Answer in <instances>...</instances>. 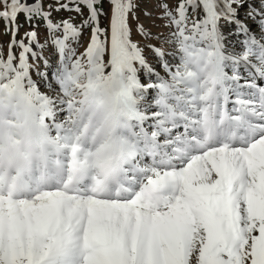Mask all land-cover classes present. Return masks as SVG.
I'll return each mask as SVG.
<instances>
[{
  "label": "snow or ice",
  "instance_id": "1",
  "mask_svg": "<svg viewBox=\"0 0 264 264\" xmlns=\"http://www.w3.org/2000/svg\"><path fill=\"white\" fill-rule=\"evenodd\" d=\"M78 2L90 10L85 24H96L86 60L73 59L70 47L80 28L49 21L51 32L62 30L53 36L61 62L51 74L59 92L44 94L30 74L41 59L32 47H42L37 33L28 34V44L13 39L7 60L0 57V106L6 95L23 98L74 156L85 106L118 99L115 122L124 132L113 140L118 147L112 162L120 177L111 188L94 183L74 193L53 189L14 196L0 190V264H264V86L256 80L264 78V0H182L175 14L162 5L183 53L181 65L173 71L162 48L148 47L170 80L155 72L130 37L133 0H110L108 73L103 55L109 37L97 20V0ZM0 4V20L17 33L20 14L28 21L34 15L48 18L39 0ZM201 7L204 16L189 26V8L194 14ZM248 20L258 24L259 36ZM222 22L232 25L228 32ZM139 30L148 35L142 25ZM233 35L243 37L239 49L228 44ZM137 65L149 77L143 83ZM37 74L49 80L48 73ZM177 85L184 86L179 95ZM153 89L159 110L150 112L145 97ZM213 93L216 103H205ZM149 120L151 131L145 127ZM180 127L183 132H174ZM145 157L150 164L142 163ZM169 187L173 192L165 195Z\"/></svg>",
  "mask_w": 264,
  "mask_h": 264
},
{
  "label": "clouds",
  "instance_id": "2",
  "mask_svg": "<svg viewBox=\"0 0 264 264\" xmlns=\"http://www.w3.org/2000/svg\"><path fill=\"white\" fill-rule=\"evenodd\" d=\"M205 103L215 104V94ZM118 106V99L108 106L94 102L85 106L79 116V149L70 156L62 147L64 142H56L55 133L41 124L39 112L29 108L23 98L6 95L0 106V190L23 196L33 186L43 188L67 176H71L69 187L74 189L90 174L99 186L113 187L120 177L112 162L118 147L113 140L124 132L115 122Z\"/></svg>",
  "mask_w": 264,
  "mask_h": 264
},
{
  "label": "rangeland",
  "instance_id": "3",
  "mask_svg": "<svg viewBox=\"0 0 264 264\" xmlns=\"http://www.w3.org/2000/svg\"><path fill=\"white\" fill-rule=\"evenodd\" d=\"M178 0H133L134 9L129 15V27H130V37L133 42L137 43L139 47L143 49V54L145 55L148 63L151 67L154 68L156 73H159L161 77L170 80V73L161 67V61L155 56L153 50L148 47V45H153L155 47L162 48L165 53V59L170 62L173 71L181 65V56L183 53L179 50L178 44L172 39V33L175 31V28L171 26L170 20L165 16V10L162 5H167L168 10L172 11L173 14L176 13ZM32 2V0H30ZM42 13H48V18L45 19L44 15H34L31 21L26 20L24 14H20L18 17L19 31H11L8 27V22L0 20V57L4 60H7L9 51L12 49L13 39L15 41L23 40L25 44H28L30 41L27 39V36L31 32L37 33L38 44L42 47H37L36 44H33L32 47L34 50L40 52L41 59L36 61L37 67L31 69L30 74L35 81H38L39 90L48 95H55L59 92V86L55 84L52 80V72L61 62V57L58 49L53 43V36L60 37L62 36V30L51 32L48 28L49 21L52 24H63L64 21L72 23L74 26H77L81 30V34L77 40L73 41L70 44L71 49L74 50L73 59H78L83 57L86 60L85 53L88 46L91 43L92 30L96 26L95 22L90 23L89 26H85V20L90 17V10L88 7L79 3L78 0H39ZM247 2L255 3L258 0H247ZM67 4V10L62 5ZM80 8V12L74 11L76 7ZM96 7L99 11L97 17L99 26L104 30L105 34L109 37V45H106V51L103 55V61L106 65L105 72H110V65L108 64L110 60V52L108 48L110 47V31H111V19H112V9L113 6L110 0H97ZM191 9V8H190ZM0 11H3V5L0 4ZM89 11V12H88ZM247 11V3L243 8L239 9L240 16L243 19L245 12ZM191 13H193L191 9ZM204 16L203 8L196 10L194 15L191 17L189 26H191V20L201 19ZM247 23L250 25L251 30L255 34L260 33V29L257 23L248 20ZM143 26L144 31L148 33L145 36L139 29L140 26ZM232 25L222 22V31L228 32ZM259 36V35H258ZM101 39H104V36H101ZM243 37H237L235 35L229 37L228 44L235 45L236 49H239L241 45L238 43L239 40ZM196 47H205L203 44H197ZM18 54L20 49H15ZM47 59L49 64L44 65L43 60ZM31 62V61H30ZM138 67V78L141 82H145L149 79L145 70ZM38 71H43L48 73L49 80L41 81V78L38 76ZM151 79H155V76H152ZM51 82L53 87L49 88L47 84ZM182 87V85H177ZM146 96H149L151 101L154 104L156 97V91L149 90ZM231 101V100H230ZM232 103V102H230ZM150 112H153L150 109ZM66 110L59 112L60 122L66 120Z\"/></svg>",
  "mask_w": 264,
  "mask_h": 264
},
{
  "label": "bare ground",
  "instance_id": "4",
  "mask_svg": "<svg viewBox=\"0 0 264 264\" xmlns=\"http://www.w3.org/2000/svg\"><path fill=\"white\" fill-rule=\"evenodd\" d=\"M260 35V33L258 34ZM231 70V69H229ZM242 72L245 73V75L247 74V71L242 69L241 70ZM230 74H231V71H230ZM257 80V84L258 86H264V78H259L257 77L256 78ZM184 86L182 85V87H178V91H177V95L180 94L179 92V89H182ZM151 98V97H150ZM149 98V96H146L145 99L147 101L150 102L151 104V108L153 110V112L155 111H158V107L155 105V103L153 104V102L151 101V99ZM231 102V101H230ZM228 109L231 110V108L233 107V103H229L227 105ZM67 116V115H65ZM153 124V121L152 120H149L146 122L145 124V127L149 128V130L151 131L152 128L150 127V125ZM174 132H183V127H180L179 129H175ZM164 140V137L161 136L160 137V141L163 142ZM143 164H150L151 163V157H145L144 158V161L142 162ZM174 163L176 164L177 168H180L184 165H181L179 161H174ZM71 166V161H69V167ZM72 183V179H71V176H67L66 178L62 179L61 181H57L55 183H52V184H49L43 188L39 187V186H33L25 195L23 196H29L31 195L32 193L36 192V191H46V190H53V189H61V190H65L69 193H74L75 191L77 190H84V189H87V188H90L94 183H95V178L93 175H88L86 176L84 179H82L76 186V190H72L69 185ZM173 192V189L171 187L167 188L164 190V194L165 195H171Z\"/></svg>",
  "mask_w": 264,
  "mask_h": 264
},
{
  "label": "trees",
  "instance_id": "5",
  "mask_svg": "<svg viewBox=\"0 0 264 264\" xmlns=\"http://www.w3.org/2000/svg\"><path fill=\"white\" fill-rule=\"evenodd\" d=\"M181 2H182V0H178V1H177V7H178V5H179ZM176 9H177V8H176ZM175 11H176V10H175ZM188 11H189L190 19H191V17H192L194 14L191 13V9H190V8H189ZM88 12H89V11H88ZM89 20H90V17H88V18L85 20V22H86V21H89ZM85 26H89V24H87V25L85 24Z\"/></svg>",
  "mask_w": 264,
  "mask_h": 264
}]
</instances>
